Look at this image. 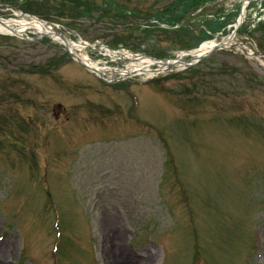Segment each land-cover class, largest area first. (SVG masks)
<instances>
[{"label":"rangeland","instance_id":"1","mask_svg":"<svg viewBox=\"0 0 264 264\" xmlns=\"http://www.w3.org/2000/svg\"><path fill=\"white\" fill-rule=\"evenodd\" d=\"M244 1L0 0V18L171 59ZM39 35L0 32V264H264V0L237 46L113 82Z\"/></svg>","mask_w":264,"mask_h":264},{"label":"bare ground","instance_id":"2","mask_svg":"<svg viewBox=\"0 0 264 264\" xmlns=\"http://www.w3.org/2000/svg\"><path fill=\"white\" fill-rule=\"evenodd\" d=\"M251 1L252 0L244 1L241 10V15H239L238 17L239 22H242V20L246 18L248 13V4ZM16 25H18V27H16ZM30 28L35 29L40 34L49 32L53 38L63 42L73 51H80L82 53L81 58L85 62L99 69V71H101L102 73H107L108 77L112 80L126 78L132 75L158 74L162 72H167L172 69L181 70L184 69L187 63L189 62V60H187L186 58V55L193 56L192 60H195L200 56L205 55L216 46L229 47L231 44L234 43V37H231L230 34L225 35L221 38L209 39L201 43L199 47L191 51H186L180 54L177 58L164 62L147 55L134 54L125 49L116 51L110 47H97L94 45L97 50L102 51L106 55L112 56L114 58H124L130 61L129 65L126 68L119 70L110 66H101L97 61H94L88 51V47H90L89 43L74 39L69 35L66 36V39H64L54 27H50L44 21H41L38 18L31 17L30 19H27L25 17H22L21 19L8 20H3L0 18V32H6L11 34L19 33V35H22L25 34V31Z\"/></svg>","mask_w":264,"mask_h":264},{"label":"water","instance_id":"3","mask_svg":"<svg viewBox=\"0 0 264 264\" xmlns=\"http://www.w3.org/2000/svg\"><path fill=\"white\" fill-rule=\"evenodd\" d=\"M239 25H240L239 23L236 25V27H235V29L233 30L231 36L234 37V36L236 35ZM46 35H50V34H49V33H46ZM220 47H221V46H217V47L213 48L210 52H208V53L205 54V55L200 56V57L197 58L196 60H192L193 58H189V59H187V60H189V62L187 63V66H190V65L196 64L199 60H201V59H203L205 56H207V55L213 53L214 51H216V50L219 49ZM244 51H245L246 53H248V51H247L246 49H245ZM72 54L75 55L74 53H72ZM76 57H77V59H78L79 61H81V62H82L86 67H88L89 69H92V70H94V71H98V70L95 69L94 67H92V66H90L89 64H87L86 62H84L79 56H76Z\"/></svg>","mask_w":264,"mask_h":264}]
</instances>
